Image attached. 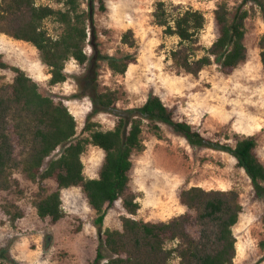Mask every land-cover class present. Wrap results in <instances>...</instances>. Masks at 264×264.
<instances>
[{
    "label": "trees",
    "instance_id": "trees-1",
    "mask_svg": "<svg viewBox=\"0 0 264 264\" xmlns=\"http://www.w3.org/2000/svg\"><path fill=\"white\" fill-rule=\"evenodd\" d=\"M91 1L90 8L85 9L84 0H58L57 8L38 4V0H0V35L30 43L38 50L49 68L51 87L67 81L69 61L88 65L83 95L92 103L78 136L77 120L64 102L44 95L39 84L21 68L1 64L10 68L15 77L10 89L0 90V188H8L12 171L21 169L27 179L39 186L40 198L35 203L38 216L53 223L66 215L62 191L81 188L96 212L94 223L100 233L96 256L90 264H171L175 260L179 264H234V228L243 211L237 190H206L199 186L184 189L179 198L188 212L167 222H146L137 218L141 205L137 195L129 192L130 173L133 156L145 149V131L161 139L163 126H167L193 148L234 156L250 178L255 197L264 203V163L256 153V137L239 138L235 146L208 138L190 123L176 120L173 110L154 91L141 106L119 107L117 90L100 89L96 63L103 60L114 73L123 75L136 57L87 54V45L96 37ZM255 1L264 15V0ZM103 4L102 1V10ZM153 16L154 23L166 35L179 39L171 58L189 74L197 76L213 64L233 69L247 59L246 21L250 13L240 10L232 14L229 0H220L215 10L220 34L209 48L201 45L200 35L207 22L202 11L171 10L166 2L159 1ZM47 21L58 27L57 35L51 34ZM123 43L135 47L131 30L124 34ZM261 48L264 64V38ZM102 112L117 118L113 129H103L91 121ZM90 145L105 154L98 178L85 174L82 157ZM61 147V153L46 164ZM49 179L55 181L56 189L47 194L44 184ZM119 200L127 213L121 219V228H104L108 209ZM21 216L22 213L13 221ZM260 246L264 250V239ZM0 261H10L9 247L0 248Z\"/></svg>",
    "mask_w": 264,
    "mask_h": 264
},
{
    "label": "rangeland",
    "instance_id": "rangeland-1",
    "mask_svg": "<svg viewBox=\"0 0 264 264\" xmlns=\"http://www.w3.org/2000/svg\"><path fill=\"white\" fill-rule=\"evenodd\" d=\"M105 9H101V5ZM164 1L176 8L202 11L207 19L201 32V45L212 46L220 34L215 10L220 0H93L96 37L86 47L91 57L99 53L124 57L132 54L123 75L114 73L107 63H96L100 89L118 91V106H141L154 91L173 110L175 119L190 123L194 129L213 140L235 146L237 139L255 136L256 153L264 163V64L261 41L264 38V15L255 0H229L232 14L247 10L245 45L247 59L238 67L223 69L213 64L195 76L176 66L171 52L179 39L168 36L154 23L156 3ZM38 4L59 7L58 0H38ZM83 7L90 8V0ZM51 34L58 27L46 22ZM131 30L135 47L123 43ZM200 54H203L201 52ZM1 64L24 70L40 86V91L56 102H64L78 123V136L92 110L88 96L83 95V80L88 65L71 60L66 65L68 79L51 87L49 68L41 54L30 43L0 35V90L10 89L15 73ZM103 129H113L117 118L102 112L92 117ZM145 149L133 156L129 192L137 195L141 208L137 218L146 222H167L188 209L180 201L182 190L199 186L206 190H232L240 194L243 211L234 228L237 256L234 264H264V203L254 195L253 185L237 160L229 153L191 147L180 135L163 126V138L145 131ZM59 148L46 161L57 157ZM21 149L16 150L19 161ZM105 154L90 145L83 155L85 174L98 178ZM46 193L56 189L54 180L45 182ZM37 183L26 178L21 169L12 171L10 186L0 188V248L9 247L10 261L2 264H90L95 258L100 233L94 223L96 212L79 187L62 191L65 217L57 223L41 219L35 203L40 198ZM22 213L21 217L13 218ZM127 215L122 200L107 211L104 228L120 229ZM171 264H179L178 260Z\"/></svg>",
    "mask_w": 264,
    "mask_h": 264
}]
</instances>
